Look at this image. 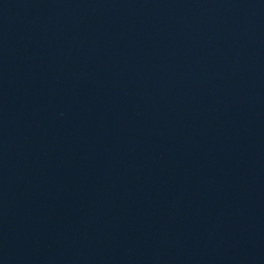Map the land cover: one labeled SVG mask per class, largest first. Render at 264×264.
I'll use <instances>...</instances> for the list:
<instances>
[{
    "label": "water",
    "instance_id": "water-1",
    "mask_svg": "<svg viewBox=\"0 0 264 264\" xmlns=\"http://www.w3.org/2000/svg\"><path fill=\"white\" fill-rule=\"evenodd\" d=\"M0 264H264V48L98 67L0 41Z\"/></svg>",
    "mask_w": 264,
    "mask_h": 264
}]
</instances>
